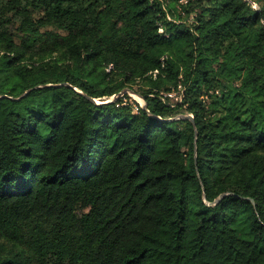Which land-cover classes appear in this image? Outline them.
I'll return each mask as SVG.
<instances>
[{
  "label": "trees",
  "instance_id": "1",
  "mask_svg": "<svg viewBox=\"0 0 264 264\" xmlns=\"http://www.w3.org/2000/svg\"><path fill=\"white\" fill-rule=\"evenodd\" d=\"M252 1L0 0V264H264Z\"/></svg>",
  "mask_w": 264,
  "mask_h": 264
},
{
  "label": "rangeland",
  "instance_id": "2",
  "mask_svg": "<svg viewBox=\"0 0 264 264\" xmlns=\"http://www.w3.org/2000/svg\"><path fill=\"white\" fill-rule=\"evenodd\" d=\"M163 3L166 5V0H163ZM251 3L253 5V7L258 8L259 6H261L260 2L257 1H252ZM183 19L188 23V24H192L194 22V11H189L188 14H184ZM123 94H127L126 99L132 100V102H137L140 105L144 104V98L140 95H138L136 92H132L129 89H126ZM166 95L169 96V100L172 103H175L176 101L180 100L182 97V89L181 90H177V91H173L171 93H165ZM110 96L104 98L105 100L108 99ZM99 101L101 100L100 98L98 99Z\"/></svg>",
  "mask_w": 264,
  "mask_h": 264
},
{
  "label": "water",
  "instance_id": "3",
  "mask_svg": "<svg viewBox=\"0 0 264 264\" xmlns=\"http://www.w3.org/2000/svg\"><path fill=\"white\" fill-rule=\"evenodd\" d=\"M62 83H64V84H66V85H69V86H72L70 83H67V82H62ZM49 85H51L50 83H49ZM52 85H61V83H54V84H52ZM73 88L74 89H77L76 87H74L73 86ZM126 89H129V88H122L121 90H119L118 92H116V93H114L113 95H111L108 99H106L105 100V102H108V101H113V100H116L118 97H120L121 95H123V92L126 90ZM130 91H132V92H135V91H133L132 89H129ZM79 92H81V93H83L81 90H78ZM87 98H89L90 100H92V101H94V102H100L97 98H94V97H91V96H89V95H87L86 93H83ZM138 94V93H137ZM138 95H140V94H138ZM141 96V95H140ZM141 106L143 107V108H145V103L144 104H141ZM176 118H187V119H189L191 122H192V124H193V126H194V132H195V135L197 134V129L195 128V122H194V118H193V115L191 114V113H184V114H179L178 116H176V117H167V118H165V119H167V120H172V119H176ZM195 155H196V146H194V158H195ZM225 193L223 192V193H220L219 195H218V197L217 198H215L211 203H216V202H218V200L224 195ZM252 200V199H251Z\"/></svg>",
  "mask_w": 264,
  "mask_h": 264
},
{
  "label": "built area",
  "instance_id": "4",
  "mask_svg": "<svg viewBox=\"0 0 264 264\" xmlns=\"http://www.w3.org/2000/svg\"><path fill=\"white\" fill-rule=\"evenodd\" d=\"M130 102L133 104L134 108L137 109V105L130 100Z\"/></svg>",
  "mask_w": 264,
  "mask_h": 264
}]
</instances>
